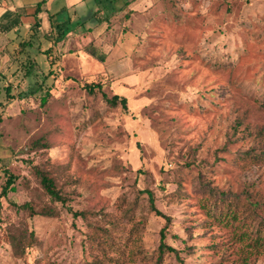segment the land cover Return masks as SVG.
<instances>
[{
  "label": "rangeland",
  "instance_id": "374dc122",
  "mask_svg": "<svg viewBox=\"0 0 264 264\" xmlns=\"http://www.w3.org/2000/svg\"><path fill=\"white\" fill-rule=\"evenodd\" d=\"M122 3L87 1L78 56L60 54L42 90L30 95L50 70L35 52V74L18 61L0 78V264H179L175 252L159 257L163 227L182 264H264V214L216 219L202 195L209 184L264 198V0H170L160 8L179 21L154 22L159 8L146 9L127 34ZM92 45L110 49L105 62ZM93 81L126 96L129 111L89 92ZM8 83L28 95L8 100ZM31 161L54 171L66 205L51 201ZM5 168L17 175L7 197ZM25 202L59 214L31 215ZM23 232L18 253L12 238Z\"/></svg>",
  "mask_w": 264,
  "mask_h": 264
},
{
  "label": "trees",
  "instance_id": "16d2710c",
  "mask_svg": "<svg viewBox=\"0 0 264 264\" xmlns=\"http://www.w3.org/2000/svg\"><path fill=\"white\" fill-rule=\"evenodd\" d=\"M115 0H110V4L107 5L108 8L110 6H112L113 11L118 10L113 4H114ZM47 2V0H42V2L40 4L37 5L36 7V12H35V16H36V21L34 23V26H39L40 22L38 20V13L41 11V4ZM122 6H121V12H123L122 14V18H119V22L121 23V26H124V29H126L127 31L124 32V34H127L130 29H127V24L126 21L130 20L132 18V16L134 15V13L136 12L134 9H132L130 7V2L131 0H122ZM170 2V0H156L155 1V5L152 8V10L150 11H154V9L159 8V10L154 13V22H168V21H172L174 23H176L178 20V16L175 14H173L174 12L170 11V9H166V10H161V5L162 3L165 5V3ZM166 6V5H165ZM149 12V11H148ZM161 18L163 20H161ZM90 19V17H88L86 20ZM109 21V18H107ZM151 21V20H150ZM104 22V21H103ZM64 23V24H63ZM63 23H55L53 24L52 22V26L56 29L55 35H54V39L51 40V45L46 48L43 53L46 55L47 60L49 61L50 64V70L49 72H47L45 75H43L41 81H40V85L39 87H37V90H31L30 95L35 94L37 91L42 90V88L44 87V85H46L47 78H49L52 75H55L57 72V66L59 65V61L60 58L62 57L60 54H56L54 55V50H55V46L57 44L58 41H61L62 39H64L67 36V33L69 31H71L73 29V27H78L79 25H82L83 21H79L75 24H66L65 22ZM112 23V22H111ZM37 30H34V32H32V36L37 34ZM31 37V36H30ZM28 38L27 40H22L18 42V46L15 49V55L16 58L18 59V61L20 62V65L22 67H24L25 69V75H31V74H35L36 72V66H35V60L33 57H31L29 55V51H28V46L32 45V40L31 38ZM88 52L91 56L97 58L98 60L105 62L106 61V54L108 52H98V49L96 46L92 45L90 48H88ZM105 81H99V82H91V83H87L85 86L88 88L89 92H94L95 90H100L103 92L104 97L106 98V100L112 104V105H117V104H121L123 110L125 112L129 111L128 108V98L126 96L120 95L118 93H114L112 94V96H109L107 94V92L104 91V85H105ZM6 93H7V97L8 100H13L16 98H24L25 94L24 92H18L17 94H13L12 91V86L10 83L6 84ZM28 95V94H26ZM50 95V91L49 89L46 91L45 96H42V103H45L48 99V96ZM1 105V102H0ZM264 132V130H263ZM138 146H139V142H138ZM29 165L31 167V170L33 172V174L36 176V178L39 180L41 186L43 187L44 191L50 196L51 201L52 202H62L64 205L67 204V197L63 194L61 187L58 186V181H57V177L53 174L54 171L51 168H47L45 166H42L39 163H34L33 161L29 162ZM5 172V176H6V181L4 183V185L2 186V190H1V196L7 197L8 194L11 191H15L16 187H15V182L17 180V175L11 173L7 168L4 169ZM209 186V184H206L202 190L203 193L202 195L206 197V203H208L210 201V203H212V205L215 206V211L213 214V216H215V218L217 219V217L220 220L226 221V222H234L236 225L240 224V220H238L239 215H242V217H258L261 216L262 214H264V198H254V197H250L249 195L247 196H243V195H229V196H221L220 194H217L216 190L214 188H210L207 191H205V187ZM145 192L148 193L149 195V199H150V203L152 208L156 211L157 214L163 216L164 218H166L167 223H169V221L171 220V216L165 214L164 212H162L161 210H159L157 208V206L155 205V196L154 193L151 190H144ZM21 208H26L30 211L31 215H36V214H40V215H47V216H56L59 214V208L54 204H45L43 206L40 207V209L36 208L35 205H33L31 202H25L21 205H19ZM88 212L86 210H79V211H74V216H87ZM1 217V216H0ZM218 219V220H219ZM264 219V218H263ZM219 220V221H220ZM242 222V221H241ZM264 226V224H262ZM165 227L162 228L161 230V236H160V244H159V257L162 258L163 254L166 251H172L175 252L180 263L182 264L183 260L181 258V256L179 255L178 250L174 247L171 246L170 244L167 243L166 238H167V233H166ZM33 237V232H31L30 234ZM248 235V234H247ZM28 237V235L26 234V232L20 233L16 236H14L12 238V244L13 246L16 248V250L21 249V243L22 241L26 240ZM262 237V236H261ZM31 245L26 244L25 248L27 246ZM17 252L20 253V250Z\"/></svg>",
  "mask_w": 264,
  "mask_h": 264
},
{
  "label": "crops",
  "instance_id": "0c3cea01",
  "mask_svg": "<svg viewBox=\"0 0 264 264\" xmlns=\"http://www.w3.org/2000/svg\"><path fill=\"white\" fill-rule=\"evenodd\" d=\"M87 1L89 0H47V2L41 4V11L38 13L40 25L34 26L36 7L42 0H27L24 2L25 5L22 4L24 9L19 6L20 1L18 2V0H12V3H8V5L0 0V78L6 73H14L16 70L17 67L14 69V66L18 59L15 55V49L19 41L27 40L31 36L32 45L27 48L29 55L33 58H35V54L46 57L43 51L52 44L51 40L54 39L56 32L52 22L53 24L54 22H65L67 25L78 22L76 19H80L79 11L86 8ZM155 1L131 0L130 7L136 12L145 11L146 9L150 11L155 5ZM34 30L38 32L32 36ZM77 30L74 27L64 39L57 42L54 55L69 53L70 56H78L79 49L75 42L73 44L76 37L73 34ZM8 80H11V78Z\"/></svg>",
  "mask_w": 264,
  "mask_h": 264
}]
</instances>
